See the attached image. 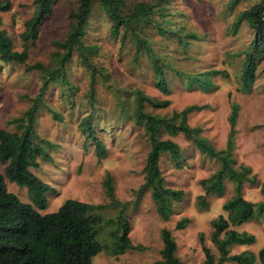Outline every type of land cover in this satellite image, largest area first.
<instances>
[{
    "label": "rangeland",
    "instance_id": "374dc122",
    "mask_svg": "<svg viewBox=\"0 0 264 264\" xmlns=\"http://www.w3.org/2000/svg\"><path fill=\"white\" fill-rule=\"evenodd\" d=\"M12 9L4 13L3 27L15 41L17 50H22L21 33L25 22L33 15L34 0H10ZM141 1L125 0L126 13ZM232 0H167L164 11L154 15L161 21L167 16V26L184 36L181 42L176 33L159 34L157 26L146 28L150 46L164 61L165 78L170 92H162L156 84V69L147 51L136 55V47L130 35L122 38L114 35L112 23L99 3H95L90 20L86 44L97 45L93 55L97 72H92L82 63L76 53L69 62L68 73L74 87V95L67 96L66 89L52 84L46 96V104L55 112L42 108L39 113L37 131L42 138L51 141L47 157L40 158V166L32 168L44 182L55 190L48 193V206L39 211L49 213L57 210L65 200L75 198L94 204H109L104 179L111 173L116 195L126 204L132 230V242L143 246L142 250H129L115 255L101 252L92 264H162L163 240L161 230L169 228L178 244L177 254L183 264H202L206 255L204 245L211 248L219 258L220 253L212 240V220L224 213V202L233 196L234 183L226 182L225 192L219 196H208V209H200L197 197L204 194L201 180L218 170L221 162L203 153L184 134L172 136L182 150V159L175 162L169 153L161 157L160 166L167 186L183 190V199L175 203L173 215L163 219L145 183L144 167L150 149L148 135L139 125L133 113L132 92L140 89L159 100L169 99L167 108L146 106V110L158 114H172L190 105L201 106L193 111L188 122L202 128V136L218 149H224L230 132L229 115L233 101L240 105L235 156L240 163L250 166L261 183L264 180V59L259 65L254 88L245 92L241 88V73L245 52L251 45L254 33L245 21L238 29L234 24L238 15L259 0H246L234 8ZM78 0H58L54 13L48 17L39 38L31 48L26 64L6 65L0 62V130H14L8 120L21 115L31 104L30 99L42 84L40 74L29 71L28 65L42 63L53 66L54 56L62 49L57 44L69 34L72 23L71 12ZM196 35V38L190 35ZM211 70L217 71L210 74ZM209 79L213 86L204 90L196 75ZM95 81V98L90 87ZM127 106L128 111L123 109ZM58 115L59 118H55ZM89 117L96 137L104 142L107 154L99 157L94 138L80 127ZM6 167L0 161V172L5 175L8 189L24 202L33 203L28 187L9 180ZM244 196L252 201L263 198L258 184L245 182ZM114 213L115 209L107 208ZM189 218L185 228H176L183 218ZM256 235L251 245H236L232 253L245 249L259 253L264 247V223L247 222L235 227ZM202 236L204 240L202 241ZM225 264H235L226 262ZM260 264V263H259Z\"/></svg>",
    "mask_w": 264,
    "mask_h": 264
},
{
    "label": "trees",
    "instance_id": "16d2710c",
    "mask_svg": "<svg viewBox=\"0 0 264 264\" xmlns=\"http://www.w3.org/2000/svg\"><path fill=\"white\" fill-rule=\"evenodd\" d=\"M58 0H34L33 15L25 22V29L20 37L22 50H17L15 41L8 30L3 27L4 13L12 9L10 0H0V62L6 65L26 64L30 58L31 48L39 38L45 20L52 16ZM246 0H232L234 8ZM95 3H99L112 23L114 35L122 38L130 35L137 49L136 55L147 51L156 69L157 87L169 94L170 88L165 78L164 61L150 46L146 28L157 26L162 36L176 33L181 42L184 36L172 31L167 26V16L162 22L154 15L158 10L164 11L167 0L156 2H138L130 13H126L125 0H78L76 8L71 12L72 23L68 36L57 44L62 49L54 56L56 63L46 66L42 63L28 65L29 71L40 74L42 84L36 96L30 99L31 104L21 115L8 120L14 130L4 127L0 130V161L6 167L9 180L28 187L33 203L24 202L17 194L10 191L5 182V175L0 172V264H92L93 258L101 252L121 255L129 250L140 249L132 242L130 233L132 225L127 214V207L116 195L114 179L108 172L104 179L109 204H94L75 198H69L55 211L41 213L48 206V193L55 189L32 172V168L40 166V158L47 157V148L51 141L42 138L38 131L39 113L42 108L55 112L46 104V96L52 84L62 86L68 97L74 95V87L68 73L69 62L78 53L81 63L95 76L97 69L93 55L98 46L86 44L84 41L93 16ZM252 28L254 37L245 52L241 88L250 92L254 88L261 61L264 59V0H259L251 7L243 10L237 17L234 28L238 29L243 22ZM196 38V35H190ZM217 71L211 70L210 74ZM204 90L213 86L209 79L200 74L195 78ZM92 99L95 98V81L90 87ZM133 113L136 122L142 125L150 141V149L144 167L145 183L143 189H149L157 206L159 215L168 220L174 213L175 203L183 199L184 192L166 184L160 161L164 153H169L175 162L182 159L180 145L164 134L176 136L184 134L188 140L211 158L218 159L221 166L209 177L201 180L204 194L197 197L200 209H208V196H221L226 190V182L234 183V194L223 204L224 213L212 220V240L216 243L220 256L204 245L206 259L202 264H264V247L259 253L245 249L233 254L236 245H251L256 242V235L248 231L235 229L247 222L264 223V180L260 183L250 166L240 163L235 156V135L240 105L233 101L229 115L230 132L226 147L218 149L207 138L202 136L201 127H193L188 122L190 114L201 109V106L190 105L172 114H158L146 110L150 105L154 108H167L169 99L159 100L137 89L132 92ZM123 109L128 111L127 106ZM57 114V113H56ZM55 118H59L58 115ZM80 127L94 138L97 154L101 158L107 154L103 141L96 137L94 126L89 117L82 120ZM245 182L258 184L263 198L252 201L244 196ZM107 208L115 209L109 212ZM189 218L181 219L176 228H185ZM163 240L162 264H183L177 254L178 244L169 228L161 230ZM204 240L202 236V241Z\"/></svg>",
    "mask_w": 264,
    "mask_h": 264
}]
</instances>
